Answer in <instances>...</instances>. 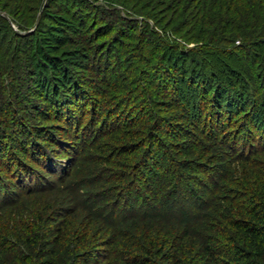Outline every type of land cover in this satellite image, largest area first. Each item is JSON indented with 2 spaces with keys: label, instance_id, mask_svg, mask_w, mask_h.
<instances>
[{
  "label": "trees",
  "instance_id": "1",
  "mask_svg": "<svg viewBox=\"0 0 264 264\" xmlns=\"http://www.w3.org/2000/svg\"><path fill=\"white\" fill-rule=\"evenodd\" d=\"M78 100L97 125L55 165L39 117ZM262 102L264 0H0V264H264V143L223 137Z\"/></svg>",
  "mask_w": 264,
  "mask_h": 264
},
{
  "label": "rangeland",
  "instance_id": "2",
  "mask_svg": "<svg viewBox=\"0 0 264 264\" xmlns=\"http://www.w3.org/2000/svg\"><path fill=\"white\" fill-rule=\"evenodd\" d=\"M97 2L102 3V0H97ZM148 23H150V22H148ZM62 24L65 25V23H62ZM166 39H167V41H170L169 38H166ZM187 47H190V45H188ZM178 59L179 58L175 57L174 63L176 64V66L171 71L174 70L176 72H179L178 75L183 77V70H182L183 64L181 67V64H179ZM177 87L182 90L181 84L177 85ZM43 97H46V95ZM180 98L184 101L185 107L192 114H194L192 117L193 119L197 120L198 117H200L201 119H204L205 116H208V109L203 110L204 103H202L203 101L201 100L200 97L197 96V94L195 92L181 93ZM209 98H210V95L208 96L207 100ZM249 98H251V97L249 96ZM249 98H247V102H245V101L239 102V108L238 109L242 110L241 111L242 113H244V112L246 113L247 110L251 106V101L249 100ZM41 100H42V98L39 99L38 101H41ZM70 101H73V100H70ZM76 102H77L76 107L75 106L73 107L72 103L70 105H67V106L69 108L73 107V110H74L73 111L74 113L72 114L73 116L74 115H76V116L80 115V118H78L77 125H74L75 122L73 121V119L70 120V122L67 124V126H66V123H64V121H56V118H54L56 116L54 114L55 113L54 112L55 107L51 108L50 110L44 109L45 114H41L39 117V119L42 122V125L45 127V128H43L44 131H46V133L49 134L50 138H53L55 140L54 141L55 143H53V145L50 143L46 144L43 142V146L49 148L48 151L44 150V151L48 152L47 153L48 159L50 157L51 162H53V164H55V165L56 164H60L63 166L68 165V162L66 161L67 154L68 153L70 154L69 150L73 147V145H75L76 139L74 136H75V134H80V132L82 130L81 128L83 125L89 124L90 126H87V128H94V126L97 125V122H98L97 120L99 117L97 118V116H96L90 122V118H89L90 116L88 117V111L87 112L85 111V114L83 112V107H84L83 106V104H84L83 100L82 101L78 100ZM59 103L60 102H58L56 107L59 106ZM61 105L64 106L63 103ZM57 108H59V107H57ZM198 108L200 109V111ZM256 109L257 110L254 113V117L250 121H248V123L246 122L244 125H242L243 119H242L241 115L236 118L237 119L236 121L232 120L229 124H224L223 137L225 136V138H224L225 141L228 143L231 142L230 141L231 139L233 140V142L235 141L234 145H235L236 149L239 150L238 152H240V153L241 152L245 153V151L247 150V148H246L247 146L254 147V145L264 143L260 139V136L262 135V133L264 135V102H262L259 106H257ZM46 113H48L47 115H49V119L45 120L43 117H44V115H46ZM62 115H63V113H62ZM109 117H112V116H109ZM115 117L120 118L121 121L123 120V116L121 117L119 114H117ZM63 120H64V118H63ZM223 122H224V120H223ZM62 123H63V125H62ZM79 123H80V125L78 126ZM244 127H246V131H244ZM248 134H251L252 137L249 138ZM41 136H42V133H36L34 135H31V138L26 136V139L30 138V140H31L32 138H35L38 140L39 138L44 137V136H42V137ZM233 137H234V139H233ZM60 140H62V141H60ZM7 142L8 141H6L7 150H8V146H9L10 142H8V143ZM35 148L36 149H33L31 146V150H32V153H31L32 155H31L30 154V145L27 144L26 148H25L26 149L25 150L26 157L23 156V154H20L19 152H15L14 155L21 159V167H24V164H25L27 167L32 169L33 172H35L37 174V176L42 177L43 179H46L48 181H52V179H54L52 173H54V172L47 170L48 167L45 170L44 167L42 168L40 165L37 166L36 164H38V163L36 161L27 160V159H31L33 157L36 159H38V158L42 159L43 156L41 155L42 153L40 152L39 147H35ZM33 150H34V154H33ZM2 152H3V150L0 151V154ZM28 152H29V155L27 154ZM167 153H169V152L167 151ZM43 159H45V158H43ZM2 161L4 162L5 165H7V170H6V172L0 171V177H3V179L5 178L8 181L13 182L14 179L10 177L11 176V167L10 166H11L13 160H11L9 157H7V160H6L4 157V158H2ZM139 163H140V159H139ZM75 164H73L72 167H74ZM49 166H51V165H49ZM39 167H41V168H39ZM148 167H149V169H151V162L150 161L148 162ZM51 169H53V168H51ZM146 171H147V169L144 166H138V165H136L135 168L133 169V172L140 173V175L146 174ZM32 177L35 178L34 175H32ZM133 184L136 185L137 183L134 182ZM137 185H139V184H137ZM1 195H2V192L0 191V197H1Z\"/></svg>",
  "mask_w": 264,
  "mask_h": 264
},
{
  "label": "water",
  "instance_id": "3",
  "mask_svg": "<svg viewBox=\"0 0 264 264\" xmlns=\"http://www.w3.org/2000/svg\"><path fill=\"white\" fill-rule=\"evenodd\" d=\"M31 31V29L30 30H28L27 32H30Z\"/></svg>",
  "mask_w": 264,
  "mask_h": 264
}]
</instances>
